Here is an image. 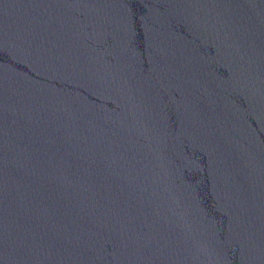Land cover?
Returning <instances> with one entry per match:
<instances>
[{
	"label": "water",
	"instance_id": "1",
	"mask_svg": "<svg viewBox=\"0 0 264 264\" xmlns=\"http://www.w3.org/2000/svg\"><path fill=\"white\" fill-rule=\"evenodd\" d=\"M0 264H264V0H0Z\"/></svg>",
	"mask_w": 264,
	"mask_h": 264
}]
</instances>
